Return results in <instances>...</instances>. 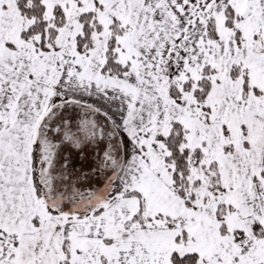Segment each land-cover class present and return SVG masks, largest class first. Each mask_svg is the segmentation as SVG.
Segmentation results:
<instances>
[{
	"label": "snow or ice",
	"instance_id": "6c2138e0",
	"mask_svg": "<svg viewBox=\"0 0 264 264\" xmlns=\"http://www.w3.org/2000/svg\"><path fill=\"white\" fill-rule=\"evenodd\" d=\"M0 264H264V0H0Z\"/></svg>",
	"mask_w": 264,
	"mask_h": 264
}]
</instances>
